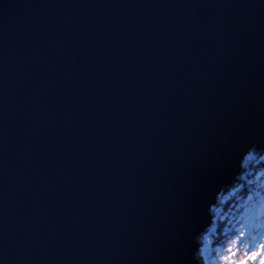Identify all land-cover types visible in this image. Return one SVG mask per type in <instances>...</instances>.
Masks as SVG:
<instances>
[{
  "label": "water",
  "instance_id": "95a60500",
  "mask_svg": "<svg viewBox=\"0 0 264 264\" xmlns=\"http://www.w3.org/2000/svg\"><path fill=\"white\" fill-rule=\"evenodd\" d=\"M252 144L264 0H0V264H201Z\"/></svg>",
  "mask_w": 264,
  "mask_h": 264
},
{
  "label": "trees",
  "instance_id": "16d2710c",
  "mask_svg": "<svg viewBox=\"0 0 264 264\" xmlns=\"http://www.w3.org/2000/svg\"><path fill=\"white\" fill-rule=\"evenodd\" d=\"M252 148L251 156L242 160L241 171L210 208L211 223L197 238L196 255L201 264H262L254 238L264 220V148ZM246 214L252 225L242 231Z\"/></svg>",
  "mask_w": 264,
  "mask_h": 264
},
{
  "label": "rangeland",
  "instance_id": "374dc122",
  "mask_svg": "<svg viewBox=\"0 0 264 264\" xmlns=\"http://www.w3.org/2000/svg\"><path fill=\"white\" fill-rule=\"evenodd\" d=\"M263 148H261V149H263ZM247 156L250 157L251 155L245 154L242 157V160H243V158L245 159ZM247 159H248V157H247ZM252 212H253V210H252ZM246 215H248V214H246ZM251 221L252 220L250 218V215H248L247 222L242 226L243 227V230L246 229V228H251V225H252ZM253 238H254V236H253ZM254 239L256 240L255 245H256V247H258V250H259V262H261L262 264H264V234L261 237L254 238ZM206 252H207V250H206Z\"/></svg>",
  "mask_w": 264,
  "mask_h": 264
},
{
  "label": "bare ground",
  "instance_id": "6f19581e",
  "mask_svg": "<svg viewBox=\"0 0 264 264\" xmlns=\"http://www.w3.org/2000/svg\"><path fill=\"white\" fill-rule=\"evenodd\" d=\"M252 147H254L255 151H256V150H260V149H256V148H255V144H252L251 147H249V148L246 150V153H244V154H248V153L253 149ZM240 156H241V155H240ZM240 160H241V158H240ZM241 167H242V160H241V164H240V169H239V171L237 172V174L241 171ZM237 174H236V175H237ZM236 175H235V176H232V178L230 179V182L236 177ZM230 182H229V183H230ZM227 185H228V184H226V185H222L221 188L224 187V186H227ZM221 188H220V189H221ZM218 193H219V192H217L216 194H218ZM215 196H216V195H215ZM216 198H217V197H216ZM215 202H216V200H215ZM199 236H200V235H199ZM199 236H197V238H198Z\"/></svg>",
  "mask_w": 264,
  "mask_h": 264
}]
</instances>
